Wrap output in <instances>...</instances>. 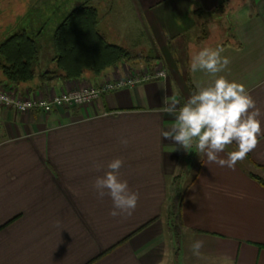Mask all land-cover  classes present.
Returning <instances> with one entry per match:
<instances>
[{
	"label": "crops",
	"instance_id": "0c3cea01",
	"mask_svg": "<svg viewBox=\"0 0 264 264\" xmlns=\"http://www.w3.org/2000/svg\"><path fill=\"white\" fill-rule=\"evenodd\" d=\"M59 1L53 23L54 7L48 17L44 3L34 5L44 16L40 30L31 29L38 43L50 23L56 30L88 1L111 43L147 50L155 59L144 64L162 62L169 75L104 92L85 107L46 113L0 105V264H264V135L235 170L208 162L195 143L186 150L162 136L175 123L162 110L164 97H175L179 108L197 85L209 82L207 72L190 70L191 57L217 46L230 59L220 75L246 86L264 130V0ZM132 63L104 74L125 75ZM39 68L45 69L41 61ZM101 79L86 72L79 79L36 77L14 87L24 95L46 86L61 93ZM235 148L229 145L220 157ZM116 157L123 160L120 178L139 193L130 216H110L112 199L98 198L93 188ZM176 186L183 221L179 249L170 226ZM195 240L204 242L199 255L192 250Z\"/></svg>",
	"mask_w": 264,
	"mask_h": 264
},
{
	"label": "clouds",
	"instance_id": "9594fccd",
	"mask_svg": "<svg viewBox=\"0 0 264 264\" xmlns=\"http://www.w3.org/2000/svg\"><path fill=\"white\" fill-rule=\"evenodd\" d=\"M224 51L222 46L203 47L191 57L190 70L205 71L212 79L197 85V91L179 108L175 97H164L162 110L174 115L175 123L162 132V136L174 139L186 150L195 143L198 152L204 153L208 162L235 170L237 163L258 147L264 130L261 127V110L246 86L220 75L230 63V59L222 55ZM73 98L83 102L78 94ZM121 142L128 143L126 139ZM232 144L236 145L235 150L221 158L219 154ZM122 166L121 158L112 159L105 174L97 176L93 183L98 198L107 195L112 199L109 215L113 217L130 216L139 199V193L132 191L128 181L120 178ZM203 244L202 240L194 241L192 250L195 255H199Z\"/></svg>",
	"mask_w": 264,
	"mask_h": 264
},
{
	"label": "trees",
	"instance_id": "16d2710c",
	"mask_svg": "<svg viewBox=\"0 0 264 264\" xmlns=\"http://www.w3.org/2000/svg\"><path fill=\"white\" fill-rule=\"evenodd\" d=\"M37 35L19 30L0 41V84L20 85L41 77L42 81L79 79L86 72L103 75L110 67L131 60L152 61L122 45L111 43L99 29V11L88 1L77 4L56 28L53 35L54 67L40 70ZM48 70V72H47ZM177 184V183H175ZM170 201V226L177 249L181 242L182 218L178 187Z\"/></svg>",
	"mask_w": 264,
	"mask_h": 264
},
{
	"label": "built area",
	"instance_id": "2783aa9c",
	"mask_svg": "<svg viewBox=\"0 0 264 264\" xmlns=\"http://www.w3.org/2000/svg\"><path fill=\"white\" fill-rule=\"evenodd\" d=\"M168 75L169 72L166 66L159 62L152 67L147 64L132 65L130 71L125 75L110 78L104 74L97 85L85 83L74 89H65L61 93H56L54 89L46 86L37 93L24 95L14 85H8V87L1 85L0 105L19 112H28L32 109L40 108L46 113L66 106L85 107L97 102L104 92L132 87L154 79H166ZM74 94L82 97L83 102H77L73 98Z\"/></svg>",
	"mask_w": 264,
	"mask_h": 264
},
{
	"label": "rangeland",
	"instance_id": "374dc122",
	"mask_svg": "<svg viewBox=\"0 0 264 264\" xmlns=\"http://www.w3.org/2000/svg\"><path fill=\"white\" fill-rule=\"evenodd\" d=\"M44 3L45 10H48L47 16H50L52 7H54V18L51 17L48 19V22L55 21L58 19V9L57 6L60 4L59 0H0V41H3L5 38L9 37L13 33L22 30L23 28H27L28 31L32 34L33 29L35 32L40 30L44 22V16H41L34 12V5ZM32 7L31 9H29ZM29 9V10H28ZM117 8L113 9V13L116 12ZM27 10V11H26ZM26 12V14L20 18L21 13ZM31 13V14H29ZM49 28L46 29L44 33V38L39 40V47H40V61L41 67L45 68L46 65L52 63V55L53 49H51L50 44L48 42L49 36L54 33L55 28L51 27V23L48 26ZM50 33V34H49ZM143 54L144 56L148 55L147 50ZM142 54V53H141ZM136 60L125 61V62H133L134 66H138L144 64V60H140L134 62ZM154 61V60H152ZM148 63L153 64V62L149 61Z\"/></svg>",
	"mask_w": 264,
	"mask_h": 264
},
{
	"label": "water",
	"instance_id": "95a60500",
	"mask_svg": "<svg viewBox=\"0 0 264 264\" xmlns=\"http://www.w3.org/2000/svg\"><path fill=\"white\" fill-rule=\"evenodd\" d=\"M47 72H48V70H47Z\"/></svg>",
	"mask_w": 264,
	"mask_h": 264
}]
</instances>
